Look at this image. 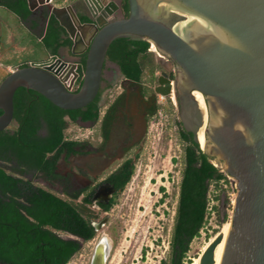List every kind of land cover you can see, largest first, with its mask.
Wrapping results in <instances>:
<instances>
[{
	"label": "water",
	"instance_id": "1",
	"mask_svg": "<svg viewBox=\"0 0 264 264\" xmlns=\"http://www.w3.org/2000/svg\"><path fill=\"white\" fill-rule=\"evenodd\" d=\"M80 1L89 21L81 22L71 3L50 8L70 38V52L84 54L79 86L72 88L80 75L77 61L57 54L52 61L13 67L0 80V130L12 121L17 88L32 89L62 109L85 106L97 92L115 38L153 42L175 64V78H161L159 85H172L180 123L238 183L220 264H264V0H126L125 16L112 14V0ZM34 6L28 0L29 9ZM197 94L209 108L204 147L198 142L204 122ZM105 221L92 225L98 229ZM222 239V231L213 235L198 264H215ZM109 250L106 241L96 246L90 264H104Z\"/></svg>",
	"mask_w": 264,
	"mask_h": 264
},
{
	"label": "flooded vegetation",
	"instance_id": "2",
	"mask_svg": "<svg viewBox=\"0 0 264 264\" xmlns=\"http://www.w3.org/2000/svg\"><path fill=\"white\" fill-rule=\"evenodd\" d=\"M30 1L35 4L32 13L41 19L53 0ZM79 1L74 4L79 5ZM25 2L28 5V0ZM112 2L114 16L127 14L126 0ZM77 56L80 66L84 54ZM59 65L54 62V66ZM175 70L173 61L155 50L150 41L123 36L115 38L106 50L95 96L85 106L73 109L72 115L69 112L49 114L48 99L32 89L25 88V93L18 92L17 88L12 121L0 131L16 135L21 129L28 139L25 144H14L7 151L0 149V154L5 155L3 158L0 155V167L18 179L20 195L11 197L9 190L2 192L0 188V200L12 198L28 203L30 189L44 190L80 209L106 214L126 184L124 178L131 177L150 126L158 115L165 117L168 123L177 124L172 85L170 88L167 83L159 85L161 78L174 79ZM167 88L168 94H163L161 91ZM70 123L74 126L71 136L65 134ZM179 124L186 131L180 121ZM58 125L59 131L56 130ZM102 218L90 220L91 225ZM102 226L95 229L92 225L94 233L87 239L80 236V244L94 239ZM102 237L96 236L92 253ZM106 238L113 248V240ZM108 257L109 254L106 259Z\"/></svg>",
	"mask_w": 264,
	"mask_h": 264
},
{
	"label": "rangeland",
	"instance_id": "3",
	"mask_svg": "<svg viewBox=\"0 0 264 264\" xmlns=\"http://www.w3.org/2000/svg\"><path fill=\"white\" fill-rule=\"evenodd\" d=\"M2 12L7 14V10ZM28 53L36 56L39 51ZM73 129L74 126L68 124L65 134L71 136ZM180 129L179 117L174 125L158 115L150 126L131 177L115 196L112 207L106 214L84 209L90 220L106 217L105 225L95 235L96 238L104 234L113 240V248L104 264L169 263L187 145L180 136ZM237 186V181L227 174L224 179L209 181L204 223L198 235L190 240L183 264L198 256L205 242L230 223ZM95 238L81 241L79 250L66 264H89Z\"/></svg>",
	"mask_w": 264,
	"mask_h": 264
},
{
	"label": "trees",
	"instance_id": "4",
	"mask_svg": "<svg viewBox=\"0 0 264 264\" xmlns=\"http://www.w3.org/2000/svg\"><path fill=\"white\" fill-rule=\"evenodd\" d=\"M5 4L13 11H16L14 6L17 4L21 10L18 13L22 16L29 13L24 0L6 1ZM48 31L46 43H51L58 38L59 29L52 22L48 25ZM83 68L84 60L77 67L80 73L77 78L78 86L81 82ZM17 91L27 92L22 87H19ZM46 102L49 114L57 115L65 112L73 114V109H62L49 100ZM56 128L59 131L60 125ZM180 131V136L187 145L184 148V168L180 180L177 214L168 264H183L190 240L198 235L204 223L209 181L226 177L225 172L220 170L199 149L197 143L192 140L191 134L183 128ZM27 139L28 136H24L21 129H18L16 135L10 134L9 131H0V149L7 151L14 144H25ZM0 155L2 158L5 156L3 152ZM129 178L130 176L125 177L123 183ZM17 187L18 179L13 178L5 168L0 167L2 192L9 190L11 197L12 194L19 196L20 190ZM30 192L32 194L28 198V203L18 202L12 198L11 200H0V263L66 264L81 246L79 237L87 239L94 233L89 214L85 211L86 209H80L50 192L44 190L36 192L33 189H30ZM60 232L72 236H63Z\"/></svg>",
	"mask_w": 264,
	"mask_h": 264
},
{
	"label": "crops",
	"instance_id": "5",
	"mask_svg": "<svg viewBox=\"0 0 264 264\" xmlns=\"http://www.w3.org/2000/svg\"><path fill=\"white\" fill-rule=\"evenodd\" d=\"M6 1L12 2L13 0L0 1V80L15 66L30 61H43L52 54H57L68 60H78L77 54L70 52V38L64 32L58 19L51 13L50 8L63 6L68 3L75 5L74 3L77 4L79 0H53L47 14L41 19L36 13H32L34 9H29L27 4L26 8L29 13L26 16H22L18 13V11H21L18 6L15 5L16 11H13L5 4ZM74 8V12L81 22L89 21L87 11L84 10L82 2L79 5H75ZM3 10H7V14H3ZM52 22L55 27H58L59 35L56 40L46 43V37L49 32L48 25ZM66 40L69 42L65 43L64 41ZM34 50L39 51L38 55L32 56L28 53L34 52Z\"/></svg>",
	"mask_w": 264,
	"mask_h": 264
},
{
	"label": "bare ground",
	"instance_id": "6",
	"mask_svg": "<svg viewBox=\"0 0 264 264\" xmlns=\"http://www.w3.org/2000/svg\"><path fill=\"white\" fill-rule=\"evenodd\" d=\"M191 17V16H190ZM151 46L153 48H155L156 50H158V52L161 53L160 49L153 43L151 42ZM197 99L198 102L200 104V107L203 111V125L200 128L199 132H198V142L199 145L201 147H204L205 145V139H204V134H203V130L205 128V126L208 123V112H209V108L208 106L205 104V102L203 101V98L200 94H197ZM211 141V137L209 138ZM104 192V191H103ZM106 194V193H105ZM99 200V199H98ZM230 227V223L227 222L219 231L223 232V239L222 241L217 245L216 249H215V253H214V257H215V264H220L221 259H222V255H223V250H224V245H225V241H226V236L228 233ZM102 238L101 241L99 242V244L97 245V247H101L103 246L104 242L106 241L108 243V246L110 245V240L106 238V236L104 234H102ZM213 236H211L206 242L205 244L202 246L201 250H199L200 252L198 253V255L201 253V251L204 249V247L207 245L208 241H210L212 239ZM188 264H198V256H195Z\"/></svg>",
	"mask_w": 264,
	"mask_h": 264
},
{
	"label": "built area",
	"instance_id": "7",
	"mask_svg": "<svg viewBox=\"0 0 264 264\" xmlns=\"http://www.w3.org/2000/svg\"><path fill=\"white\" fill-rule=\"evenodd\" d=\"M48 1H52V0H48ZM47 60H51V61L53 60L52 57H51V55L47 58ZM38 62L40 63L41 61H38ZM70 76H71V74H70ZM77 86H78V83H77V79H76L74 81L73 85H72V88L76 89Z\"/></svg>",
	"mask_w": 264,
	"mask_h": 264
}]
</instances>
